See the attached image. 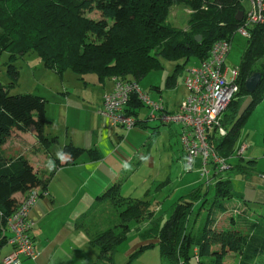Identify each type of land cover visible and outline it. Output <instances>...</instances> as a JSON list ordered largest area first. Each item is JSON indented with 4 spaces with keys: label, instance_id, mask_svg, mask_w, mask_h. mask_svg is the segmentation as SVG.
Masks as SVG:
<instances>
[{
    "label": "trees",
    "instance_id": "16d2710c",
    "mask_svg": "<svg viewBox=\"0 0 264 264\" xmlns=\"http://www.w3.org/2000/svg\"><path fill=\"white\" fill-rule=\"evenodd\" d=\"M244 1L0 0V27L3 30L0 56L14 47L21 55L35 52L45 67L59 76L72 71L81 80L96 75L101 83L113 78L139 83L152 72L161 70V59H165L177 63L166 83L168 88L173 89L177 86L178 75L184 70L180 61L187 64L194 59L193 63H201L208 59L214 44L233 40L241 25L236 20L237 15L245 11ZM176 6L193 10L186 32L168 23L171 10ZM87 9L102 12L105 18L110 19L109 26L84 18L82 13ZM250 32L251 38L238 68L240 90L225 118L229 134L220 139L213 137L211 141L218 154L225 158H231L235 153L248 114L264 100V26L252 27ZM199 36L202 37L200 42L196 40ZM8 73L10 87L0 81V264H3V252L8 246L6 225L19 207L15 195H28L37 188L46 189L31 162L25 158L4 157L2 147L14 133H28L31 128L35 129L41 144L58 143L57 138L50 140L44 134L47 101L31 94H11L10 88L15 87L19 73L12 66ZM253 73H261L262 79L257 90L250 94L245 89V83ZM159 89L152 87L151 91ZM248 97H251V103L241 115V105ZM142 107L144 105L134 96L126 112L138 119L137 111ZM137 126L149 128L148 120H138ZM85 152L82 148L68 145L60 154L67 158V163H72ZM89 153L96 157L94 151ZM144 159L143 155H139L140 163ZM239 159V173L246 175L247 170L241 165L246 159ZM253 163L255 161H247L249 166H254ZM231 169H235L233 165ZM220 174H214L220 179L213 185L212 198H208L211 183H205L208 186L206 192L201 185L188 196L180 198L164 222L157 217L148 201L122 197V182L115 183L99 200H109L113 204L120 202L129 209L121 212V222L116 227L93 236L91 243L99 251L98 262L116 264L118 248L128 240L132 224L142 225L145 222L151 223V229L146 230L144 236L159 241L164 264H191L192 261L197 264H226L225 259L230 253L245 254L246 261L240 264L263 258L264 219L256 218L248 223V236H243L235 228L221 229L216 226L218 216L228 212V202L235 197L231 180L224 179ZM197 205L195 215L199 216L205 209L207 213L202 234L194 238L185 235L183 227ZM152 246L153 243L133 253L128 264L142 250ZM213 246L218 249L212 251ZM205 257H209L208 260H203Z\"/></svg>",
    "mask_w": 264,
    "mask_h": 264
},
{
    "label": "crops",
    "instance_id": "0c3cea01",
    "mask_svg": "<svg viewBox=\"0 0 264 264\" xmlns=\"http://www.w3.org/2000/svg\"><path fill=\"white\" fill-rule=\"evenodd\" d=\"M198 64L192 63L190 66ZM86 79L92 78L89 76ZM101 85L103 92L97 108L92 109L75 98L73 99L69 89L63 88L61 96L64 98L56 103V110L49 113L46 109L47 124L44 134L50 140L57 138L56 145L41 144L35 129L31 128L28 133L16 132L2 147L1 153L4 157L25 158L31 162L36 174L46 185L44 190L38 188L46 194L39 198L29 217L33 222L31 235L38 258L36 260L22 259V264H93L91 262L94 246L91 241L93 236L102 230L94 231L95 229L87 227L84 222L91 218L99 204H102L103 201L99 198L109 188L121 181V194L126 182L139 171L144 162L152 158L150 150L144 154L141 149L135 152V148L129 147V132L133 129L126 131L113 125L109 119L99 114L104 96L114 89L115 83L111 79ZM185 89L189 94L186 86ZM159 90L152 92L157 94V101L162 99L165 102L167 110L171 113L178 111L181 103L188 96L185 95L177 101L172 97L166 100L162 88ZM141 109L137 111V120H139ZM176 126L178 127L176 133L181 141V135L185 129L181 125ZM156 127L158 131L156 130L155 134L161 133L160 126ZM241 137L236 148L239 146ZM250 142L251 149L252 141ZM68 145L82 148L86 152L76 161L67 163V158L61 157L60 153ZM182 148L187 161V153L183 144ZM90 151H94L96 157L91 156ZM139 155L145 157L142 163L138 160ZM197 159L201 160V158ZM247 161L249 159L241 164L247 170L246 175L239 173L238 164L233 165L235 169L229 170L239 178L238 186L236 189L232 185L235 197L228 202V212L218 216L216 223L218 228L233 229L232 219L230 224L224 219L239 206L243 208V211L249 212L253 220L264 219V176H260L258 167L256 168V164L259 165L260 162L252 159L255 164L249 166ZM228 178L232 180L231 175ZM26 197L27 194L15 195L19 203ZM197 208L198 205L195 207V214ZM201 213L204 214L203 220H205L207 210ZM221 221H224L223 224ZM144 232L146 231H131L128 240L118 248L120 254L117 258L115 257L116 264H128L133 253L151 243L153 246L142 250L131 264H164L165 260L161 257L159 241L146 239ZM11 252L12 247L6 246L3 260Z\"/></svg>",
    "mask_w": 264,
    "mask_h": 264
},
{
    "label": "rangeland",
    "instance_id": "374dc122",
    "mask_svg": "<svg viewBox=\"0 0 264 264\" xmlns=\"http://www.w3.org/2000/svg\"><path fill=\"white\" fill-rule=\"evenodd\" d=\"M243 6L245 10L250 8L248 0L244 1ZM192 14L193 10H190V8L186 6H176L171 10L168 23L176 29L186 32L189 30ZM82 15L84 18L95 23H103L106 26L110 24L108 23L110 19L105 18L103 13L96 9L84 10ZM2 34L3 30L0 27V38ZM247 46L248 39L240 33H236L232 40L231 52L226 60V64L230 69H238L240 67ZM9 52L5 51L0 56V81L6 85V87H10L11 78L8 73L9 67L12 66L14 69H17L19 74L15 87L10 88L11 94H31L43 97L47 101L46 109L51 113L56 110V103L61 102L60 99L64 98L61 96V93L64 91L63 88H68L73 99L75 98L86 106L92 107V109L98 107L103 87L96 75L93 77L90 76L92 79H85L84 81H80L79 77L72 71H68L63 76H59L54 71L45 67L40 56L35 52L21 55L18 54V49L15 47L9 50ZM11 52H13L12 54L16 53L13 58L11 57ZM193 62L194 59L187 64L182 61L179 62V64L184 67V70H182V73L177 77L176 90L175 88H168L166 82L177 63L161 59L162 69L152 72L141 80L139 82L141 90L144 93H148L150 96L153 95L154 97H151L154 101H157L156 98L158 97L156 96L157 94L150 91L151 87L162 88L166 100L170 97L175 101L184 98L185 95L188 94L184 86L183 75L185 68L190 66ZM94 77L96 78L94 79ZM114 79L115 78L112 80L114 81ZM250 103L251 97L246 98L240 108L241 115L247 110ZM149 113L150 110L147 107L142 108L139 112V120L144 121L148 119ZM238 118L239 113L235 119L238 120ZM156 126H160L159 130H161V133L155 134ZM148 127L149 128H142L141 126H136L129 132V147L135 148V152L141 149V152L144 154L150 150V157L152 158L144 162L139 171L126 182L125 186L122 188L121 194L124 198L148 201L151 204L152 210L157 212V217L162 218L163 221L161 222H164L168 219L174 205L180 198L188 196L195 188L201 185H204L203 191L206 192L208 188V186L205 185V183H207V177L203 176L201 160L196 158L194 160V166L191 168L188 166L184 158L181 141L176 133L178 132V127L176 125L164 126L158 121H150ZM170 128L171 130H169ZM241 131L242 137L239 145H242L243 140L252 141V148L245 153L243 158L249 160L256 159L260 162L259 165L256 164V168L258 167V174L264 176V100L248 114ZM232 159L233 160L230 161L232 165L240 163L239 157H234ZM208 169L211 171L209 177L213 180L209 188L210 193L208 198L210 199L214 196L213 185L219 181L220 178L214 176L215 172L210 166ZM220 175L224 179H227L231 175V185L235 188L238 186L239 178L235 176L233 171H226ZM102 201V204H99L91 218L84 222L87 227L93 228V230L95 229L94 231L102 230L101 232H103L116 227L121 222V212L126 210V208L129 209V206H124V204L120 202L113 204L109 200L104 199ZM231 201L232 200H230V202ZM203 215L204 214L201 213L197 216L193 213L188 216L187 222L183 227L185 235H191L197 238L202 234V227L205 221L203 220ZM88 217H90V215ZM231 219H234L233 228L239 230L243 236H248L250 234L248 223L252 222L253 218L249 212L243 211V208L240 206L236 207L231 213L225 216L224 221L227 220L228 224H230ZM224 221H221V224H223ZM132 228V231H146L151 229V223L145 222L142 225L133 223ZM6 232L9 239L8 223L6 225ZM216 249H218L217 246L212 247V251ZM119 254L120 251L117 252L116 258ZM98 256V249L94 247L91 263L98 264ZM208 258L209 257H205L203 260H208ZM244 261H246L244 253H230L225 259L226 264H240ZM191 264L197 263L192 261ZM249 264H264V257L250 261Z\"/></svg>",
    "mask_w": 264,
    "mask_h": 264
},
{
    "label": "built area",
    "instance_id": "2783aa9c",
    "mask_svg": "<svg viewBox=\"0 0 264 264\" xmlns=\"http://www.w3.org/2000/svg\"><path fill=\"white\" fill-rule=\"evenodd\" d=\"M248 2L250 8L243 12L244 16L236 33L250 39L252 27L264 26V0ZM231 48L232 40L218 42L212 47L208 59L185 69L184 85L189 94L178 111L169 112L162 99L154 101L148 93L141 90L138 82L114 79L115 87L104 96L99 114L109 119L113 125L130 131L137 126L138 120L128 114L126 108L132 97H137L150 110L148 123L158 121L164 126L184 127L181 141L187 153L188 166L193 167L194 160L201 158L203 176L207 177L208 184L212 183L209 166L215 172L229 171L232 168L229 161L234 157L243 158L251 147L250 141L246 140L235 148L231 158H225L218 154L215 145L211 143L213 137L220 139L228 136L226 114L240 90L239 69H230L226 64ZM45 194L38 188L30 191L8 220V243L12 252L6 256L3 264H22V259L38 258L31 235L33 222L29 217L32 208Z\"/></svg>",
    "mask_w": 264,
    "mask_h": 264
},
{
    "label": "water",
    "instance_id": "95a60500",
    "mask_svg": "<svg viewBox=\"0 0 264 264\" xmlns=\"http://www.w3.org/2000/svg\"><path fill=\"white\" fill-rule=\"evenodd\" d=\"M243 16H244V13L243 12H239L238 15H237L236 20L238 22H241L242 19H243ZM196 40L198 42H200L202 40V37L199 36V37L196 38ZM261 79H262L261 73H253L251 75V77L245 83L246 91L248 93H250V94L254 93L257 90V88H258V86H259V84L261 82Z\"/></svg>",
    "mask_w": 264,
    "mask_h": 264
}]
</instances>
